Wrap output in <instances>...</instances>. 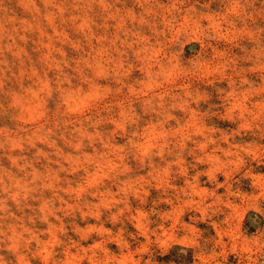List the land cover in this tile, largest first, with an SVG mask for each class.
<instances>
[{
    "label": "clouds",
    "instance_id": "obj_1",
    "mask_svg": "<svg viewBox=\"0 0 264 264\" xmlns=\"http://www.w3.org/2000/svg\"><path fill=\"white\" fill-rule=\"evenodd\" d=\"M9 3L0 264H264V0Z\"/></svg>",
    "mask_w": 264,
    "mask_h": 264
},
{
    "label": "rangeland",
    "instance_id": "obj_2",
    "mask_svg": "<svg viewBox=\"0 0 264 264\" xmlns=\"http://www.w3.org/2000/svg\"><path fill=\"white\" fill-rule=\"evenodd\" d=\"M228 0H211V5L214 9L218 11H223L227 6ZM8 7L12 8L14 11L17 10V0H11V3L8 4ZM260 23L264 25V20H261ZM237 25L239 26V21H237ZM5 102V98L0 96V103ZM7 120L6 116H0V123H4ZM223 191V189H221ZM250 223L253 226H256L258 223L255 216L250 217ZM71 235V233H69ZM45 237H42V239ZM76 238V237H74ZM219 250V249H217ZM61 249H56L57 253H60ZM74 252L75 249H72ZM185 250L179 247H172L171 249L159 248L156 249L151 255V264H188V256L184 254ZM62 259L61 257H58ZM145 259H149V257H145ZM231 259V257H229ZM33 264H43L42 261H34ZM84 264H87L85 261ZM195 264V262H194ZM223 264V262H222Z\"/></svg>",
    "mask_w": 264,
    "mask_h": 264
}]
</instances>
